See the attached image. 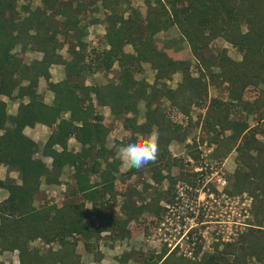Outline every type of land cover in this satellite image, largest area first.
<instances>
[{
  "label": "trees",
  "instance_id": "obj_1",
  "mask_svg": "<svg viewBox=\"0 0 264 264\" xmlns=\"http://www.w3.org/2000/svg\"><path fill=\"white\" fill-rule=\"evenodd\" d=\"M97 1L109 11L104 19L103 37L109 48L97 53L99 61L104 68H110L116 61L121 72L119 82L93 86L69 79L81 76L87 69L84 65L87 43L80 39L85 36L87 24L78 15L88 5L75 0H40L43 7L32 8L30 0L21 4L19 0H0V94L11 100L28 98L25 103L19 102L14 115L8 114L5 102L0 101V164L8 171L18 172L19 179V183L9 176L0 179V188L7 191L0 201V253L18 250L19 264H82L75 250L77 238L81 237L87 251L100 260L102 254L94 251L89 240L100 239L104 231L112 238L128 236L131 225L144 212L150 215L145 233L149 234L160 215V201L168 200L170 191L157 189L154 196L148 199L144 196L138 204L130 202V194L125 195V190L116 186L121 163L116 148L135 139L134 134L146 136L156 128L158 159L148 164L154 182L160 184L167 178L171 186L179 178L194 184L195 173L180 168L177 176H163L160 168L179 163L173 158L169 144L173 140L183 141L187 135H178L181 125L173 122L171 115L183 114L189 118L190 106L196 101L206 108L211 129L220 124L231 131L229 137L219 141L218 152L214 154L237 151L234 182L228 191L249 193L256 224L247 226L237 241L225 243L223 257L205 255L196 261L175 252L166 256L163 249L159 254L151 253L143 258L144 264H264V141L256 137L257 132L264 134V126L260 130L252 129L245 119L230 117L231 110L240 107V111L264 125V0H145L144 20L132 16L124 19L114 10L118 0ZM99 9L100 6H95L93 10ZM131 19L134 26L126 24ZM95 21L91 18L88 23ZM141 25L146 32H137ZM172 25L187 43L196 65L152 47V36ZM59 27L64 30V38L69 30L77 33L79 48L78 51L68 48V60L56 51L65 41L57 38ZM217 38L236 48L240 58L230 57L224 47L213 57H206L204 50ZM125 44H131L135 53H124ZM16 46L20 51H15ZM27 50L42 52V58L25 62L23 56ZM213 61L217 71L212 70ZM141 62H148L154 70L152 84L134 78V72L141 70ZM52 63L64 65L63 80L51 81L48 67ZM176 73L181 79L174 87L164 83ZM41 77L53 92L51 104L45 103L37 93ZM217 79L226 84V90L209 98L207 86ZM248 89L256 93L251 99L244 98ZM92 95L98 105L108 106L113 115L123 118V126L131 138L117 140L109 149L105 147L110 129L102 122V115L95 113ZM222 95L232 102L224 100ZM161 98L168 102L167 106L155 103ZM141 99L147 110L145 121L137 125L136 107ZM36 123L52 129L42 146L23 133L26 126ZM70 137L81 144L80 150H67ZM195 146L188 144L187 152L198 159L199 150ZM36 154L49 156L50 165ZM66 166L72 168L75 182L67 190L69 196L61 204L46 200L35 205L42 185H59ZM135 171L128 169L125 175L131 176ZM94 176L98 179L93 180ZM117 196L123 198L120 213L124 217L115 215L113 201ZM37 238L45 244L44 251L30 247ZM54 244H57L55 249ZM131 256L123 253L121 260L125 262ZM0 264L4 263L0 261Z\"/></svg>",
  "mask_w": 264,
  "mask_h": 264
},
{
  "label": "rangeland",
  "instance_id": "obj_2",
  "mask_svg": "<svg viewBox=\"0 0 264 264\" xmlns=\"http://www.w3.org/2000/svg\"><path fill=\"white\" fill-rule=\"evenodd\" d=\"M28 1L29 0H19V4L25 3ZM75 1H79L78 3H80V4L84 3V4L88 5L86 8L81 9L80 12L83 15L85 14L84 19L82 20V23L87 24V26L88 25L91 26L92 22L88 23V20L96 17L95 15L97 13H99L98 12L99 10L94 11L93 9L95 8V6H97V7L100 6V8H101L100 1H97V0H75ZM126 1H127V3H125ZM120 2H122L123 4H126L125 8L128 9V12L125 13L126 19L128 17L132 16V17H135V18L137 17V18L144 20V18L146 16V12H147V5L145 3V0H120ZM30 3L32 4V8H34L35 6H38V5H40V7L42 6L40 4V0H30ZM75 4L76 3L74 2L73 6H75ZM90 4H91V6H90ZM93 13H95V14H93ZM102 17H104V11L103 10H102ZM58 19H59V17L57 18V20ZM126 24L129 26H134L135 23L132 22V19H131L129 21L127 20ZM143 25H141L140 30L137 32H146ZM160 32H163V34L160 33V35H159L162 37L158 38V36L156 35V37H157L156 42H154L155 40L151 39V45L154 49L158 50L159 52H165V53H167L168 50L174 49L177 52V54H174V57H177L178 52H179V48H177L176 46L181 42V43H183V46H181V50L182 49H186V50L183 51L182 53L180 52L181 54H179L178 59H186L187 61L189 60L190 63H192V65H196L197 60L191 54L187 43L184 42L185 40L180 38V33L177 30V28L174 27V25L170 26L167 30L160 31ZM56 35L60 41L62 39H65V41L68 40L71 42V39H69V36H66L64 38L63 28H60V31H58L56 33ZM94 36H95L94 33L91 35L92 38H90L88 36L89 38L87 37V41L90 42L94 38ZM158 39H160V40L158 41ZM166 39L170 40V42L167 43V42L163 41ZM161 40H162V42H161ZM224 45H228V44L222 38H217L209 45V47H207L204 50L205 51L204 55L206 57H210V56H212V54L218 53L224 47ZM178 46H180V45H178ZM230 46L231 45H228V47H230ZM229 49L231 50L232 48H229ZM15 51H17V52L20 51L19 46H16ZM61 52L64 53V50H61ZM233 52H234V50L230 53V55H232ZM133 53H135V51ZM35 55H37V52H34V51L32 52V50H27L25 53V56H23L24 61L30 62L32 60V58L35 57ZM89 56L90 55H88V59H87L88 61H90V62L92 61V63H93L95 58H96L95 62L98 61V59H97L98 57H96V56L92 57L93 59L91 58L92 60H90ZM193 62H194V64H193ZM211 66H212L213 71L218 70L215 61H213ZM148 67L149 66H147V69H148ZM144 71H147V70H144ZM145 76H146V74H145ZM206 80H207V78H206ZM207 87H208V97L209 98H214V97L218 96L219 93L222 94L226 90V84L221 82V79L215 80L213 84H208ZM254 91L255 90H253V89L246 90L244 93V98L245 99H248V98L251 99L256 94ZM222 97L227 102H230V103L232 102L231 98H228L225 95H222ZM164 101L159 99V100H157L156 103H160L162 106H167L168 102L166 100H164ZM194 103H196V104H192L190 106V111H189V115H188L189 118L183 114H172L170 117V119L173 122L181 125L180 129L177 130L178 135L181 136V134H183V133H185L187 135H186L185 140H183V141L173 140L170 143L171 145L169 144V150H170L173 158L176 160V162H179V163H173L170 165L169 168H167V167L160 168L161 173L163 176H167V175L177 176L180 172V168H182L187 173H192V172H189V170H192L193 166L204 167V166H206V164H209V167H210V164H212L214 162H216L219 166L220 165L222 166V164L224 162L225 164L223 166V170L226 171V173H225V175H226V177H225L226 178L225 188L230 190L229 187L234 182L232 175H233L235 167H236L235 157L237 155V151L233 149L230 152H228L227 154H221V155L220 154L215 155L214 153L218 152L219 141L224 139V138L229 137L231 131L227 130V129H223V125H220V124L216 125L214 127V129H211L209 124L207 123L208 121L206 120L207 116H206V109L204 110L205 107L196 101ZM240 110H241L240 107L233 108L231 110L230 117L238 119V120H244L245 119L248 122V124H250L252 129L255 127H259V130H260V128L264 126V125L261 126V124L252 115L245 114L244 112H242ZM256 137H258L259 139L264 141V134L257 132ZM187 140H188V142H187ZM188 144L189 145L190 144L196 145L195 148L197 150H199V158L198 159H195L194 157H191L189 155V153L187 152V145ZM189 157L192 158V160H193L192 162H190L188 160ZM226 157H229V158L225 159ZM171 161L172 160H170V162ZM120 168L122 171L120 170ZM127 170L128 169L123 167L122 163H120L119 171L117 173L116 186L120 190H125V193H124L125 195L130 194L129 201L135 202L137 204L140 203L141 198H143L144 196H145V199L150 198L152 195L154 196L155 191H157V189L166 190V191L169 190L170 191L169 195H170L171 191H173L175 189V185L179 181L184 182V183H188L187 181L178 178V180L174 183V185L171 184V186H170L169 180L167 178H164L163 181L160 184H158V183L154 182V180L151 176L152 175L151 173L153 172V170L148 165L140 171H135L131 176L125 175ZM207 171H209L208 167H207ZM71 172H72V169L68 171V173L70 175V176H67L68 178H71V174H72ZM196 176L194 179L195 182L197 180ZM92 179L95 180L98 178L97 177L95 178V176H94ZM71 180H73V181H71ZM71 180L69 179L67 184L69 187H74L75 182H74L73 177L71 178ZM202 183H203V181L200 180L199 186H201ZM66 190H67L66 186L65 187L54 186V187L48 188L46 190H43L41 188L40 192L35 197L34 203H35V205L39 206V205H42L43 202L47 200L50 202H55L57 204H61L63 199L67 198L69 196L67 194H66V196H64L65 192L68 193ZM229 193L231 195L237 194V196L239 197V204L235 205V208H233V210H228V209L226 210L224 206H222L221 208H215L216 203H213L212 204L213 208L207 212V214L210 212V214L212 216L210 218H206V220L209 219L212 222L209 223V225H201L198 228L200 230V232L197 231V233H198L197 234L198 247L200 250L202 249V251H203L201 258L204 257L205 255H214V254L215 255L217 254L218 256L223 257L222 252L225 248L224 244L227 242H223L221 240V238L222 237L226 238V236H228L227 238H230L229 242H235L238 240L242 231H245L244 229H246L247 226H249L250 224H256L255 216H253V214H252V204H253L252 201L249 204V199H248L250 197L249 193L246 192L245 195H242L243 192L236 193V192H230L229 191ZM121 198H122L121 196H117L116 199L113 201L114 202L113 205L115 206V215L124 217V215L120 213V207L123 203V198L122 199ZM164 200H166V199H164ZM217 200H219V196H218ZM161 201H163V199ZM225 212H227L228 216L225 214ZM149 218H150L149 213L148 214L145 212L142 213L139 216L137 223H134L131 225L132 226V228H130L131 233H129V235L125 236L124 238H121V237L120 238H112L111 234L108 231H104L101 233L100 239L95 240L92 238L91 240H89V241H92V243L91 242H89V243H91L92 246L94 245L93 246L95 248L94 251H99L98 246L102 245V244L103 245L107 244L108 246L110 245L111 248H116V250H115L116 254H114V255H116L115 259H116L117 264H144L143 258L146 259L151 253L159 254L163 251V249H165V247L160 248L158 246L159 247L158 248V247H156V245L151 244V242H147L146 239L148 238V235L150 233H153V231H154V226H153V229L149 232V234H147V235L145 234L148 231L147 227H148ZM200 220H203L202 216L200 217ZM216 220H218V221L222 220L225 222H220V223L213 222ZM228 220L233 221L234 223L228 222ZM244 224H247V225H244ZM149 229H151V228L149 227ZM204 232H205V238L203 239L201 233H204ZM230 232H232V233H230ZM215 237H218L219 240L215 241L214 240ZM77 239L78 240H77V245H76L75 250H76V253H78V255H80V257H82V260H81V262H82L85 260V258H83V257L84 256L86 257L87 249H86L84 242L81 239V237H78ZM32 245L36 246L40 251H44V249L46 247L45 244L43 243V241L39 238L33 240L30 243L31 248H32ZM56 247H57V244H54L53 248L55 249ZM121 250H123V251L121 252ZM157 250L160 252L158 253ZM11 253H15V255L11 254ZM11 253L7 252L5 254L6 257H4V260L7 261L6 262L7 264H14V263L17 264L16 260H15V259H17V255H18L17 252H11ZM95 253H99V252H95ZM123 253H131L132 256L130 258H128L125 262H123L121 260ZM249 264H251V263H249Z\"/></svg>",
  "mask_w": 264,
  "mask_h": 264
},
{
  "label": "crops",
  "instance_id": "obj_3",
  "mask_svg": "<svg viewBox=\"0 0 264 264\" xmlns=\"http://www.w3.org/2000/svg\"><path fill=\"white\" fill-rule=\"evenodd\" d=\"M125 3H127V1ZM125 7H126V4H123L122 2H120V0L118 1V4L114 5L115 12H118L119 14H121L124 19H126L125 13L128 12V9H126ZM102 10L104 11V17H102ZM98 12L99 13H97L95 15L96 17H94V19L96 18V21L92 22L91 26H89V25L87 26L85 36H82V38H80L82 42L87 43V48L84 50L85 55H86L85 62H84L86 64H84V65H86L87 69L84 70L82 72L81 76H79V77L78 76H71V78H69L71 82L80 81L82 83L84 82V84H86V85L90 84L93 86H99V85L105 84L109 81H112L114 83L119 82V75L121 72V67H119L117 62L114 61L111 64L110 68H104V65L102 64V62L99 61L100 56L98 57L97 53L104 50V49L107 50L109 48V45L105 43L104 38H103L104 34L106 32V24H105L104 19L106 18L105 17L106 13H108L109 11L106 9L100 8ZM93 14H95V13H93ZM78 16L81 18V20L84 19V15L81 12ZM93 33L95 35L94 38L90 42H88L87 37L89 36L90 38H92L91 35ZM160 33L163 34V32H159V33L155 34L154 36H152V40H155L154 42L157 41L156 35L158 36V38L162 37V36H159ZM76 35H77L76 32L69 30L67 36H69V39H71V42L68 40L64 41L63 47L61 49L56 50L58 53H60L62 55L63 58H65L67 60L70 58V55L68 53V51H69L68 48L75 49L76 51H78L79 46H78ZM159 40L160 39H158V41ZM163 41H165L167 43L170 42V40H168V39L163 40ZM161 42H162V40H161ZM178 45H180V46H178ZM178 45L176 46L177 48H179V52H178L177 57H174V54H177L176 50L171 49V50L167 51V53L175 59H178L179 54H181L183 51L186 50V49L181 50V46H183V43L180 42ZM228 45H224V48H226V50H227V54L230 57H232L233 59L238 60L240 58L239 52L237 51L236 48H234L232 46L228 47ZM229 48H232V49L230 50ZM61 50H64V53H62ZM233 50H234V52L232 53V55H230V53ZM33 51L37 52V55H35L34 58L40 60L42 58V55H43L42 52H39L37 50H32V52ZM123 51H124V53L132 54L134 52V47L131 44H125L123 46ZM92 52H93V54H92ZM88 55H90L89 56L90 58L95 57V56L98 57L97 58L98 61L95 62V60H96V58H95L93 63H92V61L90 62L91 63V65H90L88 60H87ZM34 58H32V59H34ZM81 64H83V63L81 62ZM78 65H80V63ZM140 65H141V70L134 72V78L136 80H142V81L147 82L148 84H152L154 81V70L151 69L150 64L148 62H141ZM147 66H149L148 69H147ZM48 70H49V73L51 76V81H53V82L61 81L66 77L65 67L61 63L50 64L48 67ZM144 70H147V71H144ZM145 74H146V76H145ZM180 79H181L180 74L176 73L172 76L171 80L166 79L164 81V83H166L170 87H174ZM24 84H25V82H24ZM148 90H149V88H148ZM37 93L40 95V97L42 98V100L45 103H47V104L52 103L53 92L48 89L46 81L43 77L39 78L38 85H37ZM157 100L155 101V103L157 102ZM160 100L164 101L163 98H161ZM0 101L5 102L8 114L14 115L17 112V107L19 105V102L22 101L25 103L28 101V98L25 97L22 99L11 100L7 96L0 94ZM92 102L94 104L95 113L102 115V117H103L102 122L106 125V127H108L110 129V132L108 133L107 138H106V143H105L106 148H108V149L111 148L114 145L115 141H117V140L123 141L126 138H131V135L129 134L128 130L125 129L123 126V122H122L123 118L122 117H117V116L113 115L108 106L98 105L95 102V97L93 95H92ZM154 104H153V106H154ZM136 108H137L136 109V123H137V125H140L145 121V112L147 110L145 101H143L141 99L138 102ZM205 109L206 108H204V110ZM64 116L67 117V114H64ZM51 131H52V129L50 127H48L44 124H41V123H36L33 126H26L23 129V133L27 137H29L30 139L35 141L39 146H42L45 143V141L49 137ZM137 135L138 134H134L135 138L137 137ZM187 142H188V140H187ZM80 147H81V144L74 137H70L68 139L67 150L77 151V150H80ZM55 148L60 150L61 146H55ZM36 156L41 157L40 154H36ZM116 157H118V156L116 155ZM41 158L43 159V161L47 165H50L51 158L49 156H44ZM227 158H229V157H226L225 159H227ZM99 160L102 161L101 159H99ZM103 166H104V163H102V167ZM71 169L72 168L70 166H66L63 169L62 175L60 177L61 183L59 185L52 184V185L48 186V185L44 184V185H42V189L46 190V189L52 188L54 186H58V187L59 186H62V187L66 186V188L68 190L69 186H68L67 182L69 179L71 180L72 174H71V178H68L67 176H70L68 171ZM120 170H121V168H120ZM6 176L14 178L19 183L18 172L8 171L6 166H4L3 164H0V179H4ZM71 181H73V180H71ZM64 194H66V192ZM6 196H7V191L3 188H0V201L2 199H4ZM98 247H99L98 250H99L100 254H102L101 259L95 260L94 254L87 251L86 257L85 256L83 257V258H85V260L82 261V264H114V263L117 264L116 259H115L116 255H114V254H116L115 253L116 248H111L110 245L108 246L107 244H104V245L102 244V245H99ZM122 251L123 250H121V252ZM7 252H10V253L11 252H17V254H18L17 250L4 251V252L0 253V261H2L4 264H7L6 263L7 261L4 260V257H6L5 254ZM11 254L15 255V253H11ZM15 260H16V263L19 264L18 255H17V259H15ZM81 260H82V257H81Z\"/></svg>",
  "mask_w": 264,
  "mask_h": 264
},
{
  "label": "built area",
  "instance_id": "obj_4",
  "mask_svg": "<svg viewBox=\"0 0 264 264\" xmlns=\"http://www.w3.org/2000/svg\"><path fill=\"white\" fill-rule=\"evenodd\" d=\"M188 160L190 162L193 161L191 157ZM224 164L223 162L222 166H219L214 162L210 164V167L209 164L204 167L192 165L193 168L189 172L197 175L196 182L193 185L179 181L175 185V189L171 191L169 199L160 201L162 209L156 219L153 233H150L146 239L147 242H151L156 247H165L166 256L175 252L177 256L191 260H199L201 258L203 251L198 247L197 231L200 232L199 226L209 225L212 222L209 219L206 220V218L212 216L210 212L207 214L213 208L212 204L216 203L215 208L224 206L226 210H233L235 205L239 204L237 194L231 195L228 189L225 188L226 171L223 170ZM207 167L209 171H207ZM198 180L203 181L201 186H199ZM245 193L243 192L242 195H245ZM218 196L219 200H217ZM248 199L250 204L251 198L249 197ZM225 214L227 215V212ZM201 216L203 220H200ZM213 222L220 223L225 221L216 220ZM228 222L234 223L229 220ZM201 234L204 239L205 232ZM227 237H222L221 240L229 242L230 238ZM214 240L218 241L219 238L215 237Z\"/></svg>",
  "mask_w": 264,
  "mask_h": 264
},
{
  "label": "clouds",
  "instance_id": "obj_5",
  "mask_svg": "<svg viewBox=\"0 0 264 264\" xmlns=\"http://www.w3.org/2000/svg\"><path fill=\"white\" fill-rule=\"evenodd\" d=\"M159 133L153 129L148 135H137L127 144L116 148V153L123 167L127 169L135 168L142 170L149 163H155L159 154Z\"/></svg>",
  "mask_w": 264,
  "mask_h": 264
}]
</instances>
